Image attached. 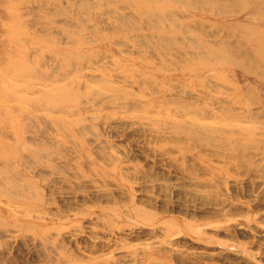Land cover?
Instances as JSON below:
<instances>
[{"label":"rangeland","instance_id":"obj_1","mask_svg":"<svg viewBox=\"0 0 264 264\" xmlns=\"http://www.w3.org/2000/svg\"><path fill=\"white\" fill-rule=\"evenodd\" d=\"M0 264H264V0H0Z\"/></svg>","mask_w":264,"mask_h":264}]
</instances>
